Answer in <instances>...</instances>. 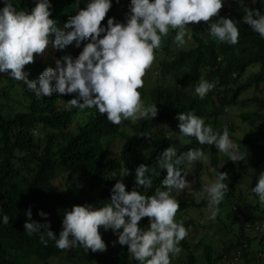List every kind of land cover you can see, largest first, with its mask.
I'll return each instance as SVG.
<instances>
[{"label": "trees", "instance_id": "trees-1", "mask_svg": "<svg viewBox=\"0 0 264 264\" xmlns=\"http://www.w3.org/2000/svg\"><path fill=\"white\" fill-rule=\"evenodd\" d=\"M14 2L18 10L31 11L37 0ZM89 2L50 0V18L63 27L69 16ZM129 5L130 0H112L102 25L107 26L108 18L126 23ZM3 7L4 0H0V9ZM245 8L258 9L264 14V0L254 3L253 0H224L220 12L221 17L238 21L240 35L236 45L212 37L209 25L204 22L191 28L192 44L187 49L170 47V35L162 37L152 64L155 65L153 70L158 72L155 82L139 89L145 104H156L159 109L152 119L123 120L113 126L96 108L68 107L67 101L75 94L54 93L51 97H37L23 81L0 73V264H52L51 260L57 258L65 264H139L128 252V247L118 243V233L111 229L105 231L102 227L99 231L107 246L104 252L86 251L81 246L61 250L56 247L55 240H48L45 246L39 233L31 236L26 233L27 212L30 209L32 219L41 223L45 218L39 213L48 214L50 230L58 239L64 211L71 210L74 205L100 208L109 204L111 190L125 169L129 170V175L122 178L126 191L136 188L135 172L141 164L157 169L160 175L152 177L150 189L139 187L136 190L146 196L154 194L157 188L165 190L161 182L167 171L161 169L157 161L169 147H174L177 155L190 149H200L204 154L208 151L210 167L216 177L219 172L228 173V162L231 161L228 155L222 157L214 145L200 144L195 137L180 134L176 118L180 113L194 112L215 133L222 134L227 128L239 151L247 156L246 161L234 162V170L224 181L229 187L226 198L236 195V185L249 168L261 166L264 172V38L243 23ZM219 19V16L213 17L209 23ZM51 40H54V34ZM67 47L56 48V58L50 57L43 62L34 60L26 65L24 71L29 74L28 78L38 79L47 67L55 68L57 60L66 55L75 58L83 50L81 47L71 54V45ZM251 68L255 70L249 71ZM201 80L218 81L203 99L195 92ZM237 105L243 110L228 113L229 108ZM234 118L237 123L233 122ZM241 121L251 127L261 124L257 134L233 138L231 132L238 129ZM34 131L39 134L34 136ZM117 140L122 144L115 154L113 148ZM189 140L191 142L187 143ZM222 161L225 162L220 166ZM187 166L185 162L181 168L186 172ZM175 190L171 194L180 204L178 212L187 208L209 209V200L196 201L177 195ZM238 193L228 216L238 224V229L232 231L234 241L224 244L214 255L208 244L193 240L192 232L196 226L189 216L183 221L188 235L178 245L182 251L171 258V264L184 261V258L187 259L185 264H198L199 257H203L206 264H216L224 256L226 260L233 257L237 251L241 252L244 264L261 263L255 256L258 248L252 247L253 239L258 236L249 235L244 224L264 221V209L258 214L242 212L239 205L241 191ZM3 215L9 216L8 224L3 223ZM148 223L147 217L142 218L140 227L147 229ZM200 245L203 253L198 255Z\"/></svg>", "mask_w": 264, "mask_h": 264}, {"label": "clouds", "instance_id": "clouds-1", "mask_svg": "<svg viewBox=\"0 0 264 264\" xmlns=\"http://www.w3.org/2000/svg\"><path fill=\"white\" fill-rule=\"evenodd\" d=\"M111 7L112 0H90L86 7L79 8L63 27H59L57 21L50 18V0H37L31 11L18 10L14 0H4V7L0 9V73H8L11 78L23 81L37 97H51L54 93L75 94L67 101L68 107L96 108L112 124L119 125L123 120L135 122L157 116L156 104L146 105L139 89L144 86L143 78L156 59L155 50L170 29L177 30L175 39L179 45L185 42L186 27L201 22L209 25L210 35L219 41L230 45L239 42L238 21L220 16L224 0H130L126 23L108 18L105 27L102 22ZM217 16L220 17L217 22L209 23ZM242 21L264 38V14L258 9L245 8ZM53 34L51 43L57 49L73 43V47L79 48L82 42H88L84 43L77 57L66 55L56 61L55 68L47 67L38 79H29L25 66L34 60L43 62L35 56L45 52ZM152 71L155 72L153 68ZM216 83L218 81L201 80L195 92L203 99ZM176 118L182 136L195 137L200 144L214 145L232 162L246 161L247 156L230 139L227 128L222 134L215 133L191 111L180 113ZM38 134L33 132L34 136ZM201 160H207V157L200 149L177 155L176 149L169 147L157 161L159 167L167 171L161 182L165 190L157 188L148 196L136 190L139 187L150 189L152 177L160 175L157 169L141 164L136 168V188L132 191H126L122 181L129 175V170L125 169L111 190L109 204L100 208L74 205L71 210H65L58 239L50 230L48 214L42 211L39 215L45 218L44 223L33 220L31 210H28L25 231L29 236L39 233L45 246L48 240H55L56 247L61 250L81 246L86 251L104 252L107 246L99 229H111L118 233V243L126 245L139 264H171V258L182 251L178 245L188 235L183 220L176 221L183 211L178 212L180 204L171 193L174 189L191 188L185 179L188 172L181 165ZM228 178V173L219 172L216 180L206 188L210 197L208 208L213 218L229 191L228 184L224 183ZM251 190L264 205V172L259 174L258 182ZM145 217L149 220L148 228L142 229L140 221ZM2 219L4 224L9 223L8 215H3ZM260 221L246 222L245 231L252 230L250 225ZM261 251L259 238L255 256L260 260L264 258V255L257 256ZM233 255L228 264L243 262L240 251ZM223 260H226L225 256Z\"/></svg>", "mask_w": 264, "mask_h": 264}, {"label": "rangeland", "instance_id": "rangeland-1", "mask_svg": "<svg viewBox=\"0 0 264 264\" xmlns=\"http://www.w3.org/2000/svg\"><path fill=\"white\" fill-rule=\"evenodd\" d=\"M195 24H190L189 26L186 27V35L184 37V44L179 45L175 39L177 30L170 29L169 33L166 35H170L169 38V46L170 47H175L177 49H187L191 46L192 42L190 39L191 35V28ZM164 37V36H163ZM84 46V43H81V47ZM67 47V46H66ZM68 48V47H67ZM76 46L73 47L71 45V54L74 53V50L79 49ZM55 51L56 48L53 46V44L49 43L47 49L42 55H36L35 59H40L41 61H44L48 58H56L55 56ZM152 68H155V65H152L150 69L147 70V73L145 75L144 79V86L142 88H146L150 85H153L155 82V77H156V72L152 71ZM254 71L255 69L251 68L249 71ZM264 91V88H263ZM247 95L249 96L250 93L248 92ZM240 110H243L240 105L233 106L229 108L227 111L230 114H234L235 112H238ZM238 115V114H237ZM234 116V115H231ZM237 117H240L238 115ZM233 122L237 123V119H233ZM113 126H116L115 124H112ZM261 124H258L257 126L251 127L250 124L245 123L241 121L239 123L238 129L234 127V132H231V136L234 138L236 137L237 139L242 138V137H247V136H255L258 132V127ZM73 128L74 125H71ZM252 132V133H251ZM251 133V135H250ZM249 134V135H248ZM232 140V138L230 137ZM264 140V137H263ZM233 141V140H232ZM121 144L119 140L115 142V146L113 148V153L117 154L119 151ZM208 151H206L205 156L207 157V160H201V161H196L193 162L191 165L188 164L186 168V172L188 174L185 176V179L191 184V188H185L183 190L176 189L175 193L180 196H187L189 198H192L196 201H199L200 199H207L209 200L210 197L208 196V193L206 191V188L208 185H210L212 182L216 180V174L214 170L210 167V157L208 155ZM220 155L224 157V153L220 152ZM220 157V158H222ZM223 159V158H222ZM225 161H222L220 163V166L224 164ZM229 163V169H228V174L230 175L231 172L234 170L235 166L233 165L234 162L230 161ZM263 172V169L261 166L257 168H249L245 174H243L237 185H236V195H239L238 192L241 191L242 195V201L239 202L240 205V210L244 213H254L258 214L261 212L262 209H264V205H261L259 202L258 196L252 192V188L255 187L256 183L258 182V177L259 174ZM199 183V185H198ZM235 196H230L229 198H224V200L221 202V207L219 208L218 215L219 218L216 216L213 218L212 213L209 209L206 208H187L186 210L183 211L182 215L176 217V221H181L185 220L190 216V218H193L195 221V226L193 232H192V238L194 241L198 242V240L201 241L202 244H208L211 248H213V254L215 255L217 251H219L224 244H228L229 242L234 241L235 237L232 233V231H235L238 229V224L235 222H232L230 220L229 213L232 208V202L236 199ZM249 232V233H248ZM247 233L255 235L256 232L253 230H249ZM253 248H258L259 247V238L255 237L253 239L252 243ZM201 252L203 253L202 246L197 247V252L196 254H200ZM52 264H65L63 260H60L59 258L57 259H52ZM185 261L187 259L184 258V261H180L177 264H185ZM230 261V258L228 260H219L216 262V264H228ZM260 264H264V258L260 260ZM198 264H206V261H204L203 257H199V260L197 261ZM75 264V263H73ZM241 264H244V260Z\"/></svg>", "mask_w": 264, "mask_h": 264}, {"label": "built area", "instance_id": "built-area-1", "mask_svg": "<svg viewBox=\"0 0 264 264\" xmlns=\"http://www.w3.org/2000/svg\"><path fill=\"white\" fill-rule=\"evenodd\" d=\"M250 226L252 230L256 232L262 244V251L258 252L257 256H263L264 255V252H263L264 251V222L263 221L255 222Z\"/></svg>", "mask_w": 264, "mask_h": 264}]
</instances>
